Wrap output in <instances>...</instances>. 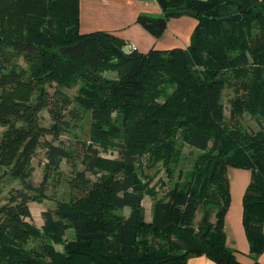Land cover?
<instances>
[{
  "label": "trees",
  "instance_id": "obj_1",
  "mask_svg": "<svg viewBox=\"0 0 264 264\" xmlns=\"http://www.w3.org/2000/svg\"><path fill=\"white\" fill-rule=\"evenodd\" d=\"M155 1L162 15L138 19L155 37L164 32L168 19L184 16L181 10L198 13L186 48L142 54L109 33H80L78 0H18L2 16V31L12 39L0 43V183L8 177L20 189L0 205V264H186L197 256L215 264H241L226 247L223 233L230 204L229 168L251 172L242 197V226L249 256L259 264L264 251V0ZM227 15H239L240 20L218 21ZM77 43L85 48L80 57L58 52ZM7 48L32 66L30 90L40 75L61 89L94 78L83 97L75 99L90 117L86 166L74 177L87 195L42 212L40 228L27 221L28 202L43 197L46 172L59 169L71 152L63 142L41 144L43 136L53 133L40 124V114L51 101L43 88L34 100L29 90L24 98L15 93L22 80L7 72ZM219 70L245 82L243 97L230 99L231 125L221 124L223 87L212 77ZM104 72L116 73L117 80L102 78ZM169 83L176 86L174 93L158 102ZM61 89L51 97L66 109L72 102ZM244 111L262 127L243 142L247 135L238 121ZM177 139L202 153L190 172L178 173L183 181L155 200L156 193L139 179L137 163L145 155L151 163L162 161L172 179L180 154ZM40 146L45 172L36 187L31 161ZM110 149L119 151L120 158L103 156ZM87 173L98 177L91 182ZM145 196L153 200L150 221L144 219ZM68 229L74 239L62 251L44 240L62 244ZM30 240L40 242L27 250Z\"/></svg>",
  "mask_w": 264,
  "mask_h": 264
},
{
  "label": "rangeland",
  "instance_id": "obj_2",
  "mask_svg": "<svg viewBox=\"0 0 264 264\" xmlns=\"http://www.w3.org/2000/svg\"><path fill=\"white\" fill-rule=\"evenodd\" d=\"M18 0H0V37L2 38V43L4 38H11V35L4 33L2 31V16L6 14L7 10L13 5V3ZM69 26H72L70 24ZM6 53L9 55L10 64L8 66L7 72H12L20 75L22 80V88H17V93L20 97L24 98L28 90L31 91V100H34L38 94L40 88H43L48 93V99L51 101L50 107L44 109L40 114V124L44 127H47L53 132L52 134L45 135L41 138V144L51 143L57 145L58 142H63L65 145L70 147L71 158L68 161H62L59 169L50 170L46 172V181L43 183L45 186L44 195L42 198H39L38 201L28 202L27 208L29 212V217L27 221L33 224L35 227L40 228L43 224L42 212L48 210H54L56 205L60 202H70L71 200H76L87 195V190L74 180L75 173L85 169V156H86V146L92 142L89 137V112L86 111L81 105H79L76 100L78 97H83L84 89H88L94 82V78L87 81H78L74 85H70L67 88H58L56 85L46 82L44 79H41V75L38 79H34L31 85H33V90L28 89L29 82H31L30 74L32 66H30L22 55L17 57L14 51L11 48L5 49ZM102 78L116 81L117 75L114 72H104L99 74ZM212 77L218 81L223 87L221 93V102L224 109V121L221 124L232 123L229 120V109H230V99L235 98L236 96L243 97L242 94L245 93V82H242L240 79L235 77V74L231 71L219 70L216 75L213 74ZM175 85L169 83L165 84L162 87V96L158 99V102H163L165 99L171 97L175 91ZM242 87L243 89H237ZM26 89V90H24ZM61 89V92L64 96L68 97L72 104L66 109L60 107V103L53 102L52 94L54 90ZM11 91L3 97H6L10 94ZM14 93V94H15ZM24 94V95H23ZM235 96V97H234ZM77 98V99H76ZM76 99V100H75ZM228 120V121H227ZM261 123L263 121L259 120ZM238 125L241 130L244 132L243 142L248 137H253V135L259 131L260 126L257 120V117L249 114L247 111H244L241 117L239 118ZM263 129H264V123ZM55 128L57 130H55ZM222 128V127H221ZM62 130V132H61ZM58 132V135L54 133ZM251 135V136H250ZM215 143V141H214ZM176 145L178 148L179 159L178 165H174V168L171 169L172 179L169 180V174L163 168L164 163L162 161H156L151 163L147 158V155L140 158L137 166L136 172L139 176L140 181L145 188H149L156 193L155 200L161 198L166 192H169L173 188V185L182 182L183 176L185 173L191 171L192 166L199 154L202 153L201 150L194 149L187 145L183 140L177 139ZM212 141L209 142L208 147H212ZM240 148V147H239ZM242 149L240 148V151ZM37 155L32 159L31 164L33 166L32 181L34 186L38 187L43 181L44 176V150L42 146L37 149ZM111 159H119L120 153L117 150H109L106 155H103ZM182 172L183 176L181 179H178V173ZM98 175L95 173H87L86 179L95 181ZM229 184V183H228ZM1 194H0V205L7 202V197L10 193H15L20 189V186L17 181L12 180L8 177H5L4 180L0 183ZM230 198L231 191L229 187ZM30 195V194H29ZM144 210V219L150 221L152 216V206L153 200L145 196L142 202ZM202 210V209H201ZM123 215H128L129 211L124 210ZM202 218V211L198 213L195 226ZM74 239V233L72 230L68 229L65 232L63 243L54 244L48 239H44L49 245H51L55 250L62 251L64 244L72 241ZM40 241H29L26 244V249L34 248L39 244Z\"/></svg>",
  "mask_w": 264,
  "mask_h": 264
},
{
  "label": "crops",
  "instance_id": "obj_3",
  "mask_svg": "<svg viewBox=\"0 0 264 264\" xmlns=\"http://www.w3.org/2000/svg\"><path fill=\"white\" fill-rule=\"evenodd\" d=\"M204 1V0H200ZM79 32H106L124 41L128 47L135 46L137 52L186 48L197 24L194 17L184 15L167 20L164 32L155 37L143 28L138 19L158 18L162 12L155 0H78ZM231 198L223 221L225 245L236 252L241 264H253L249 256V245L242 226V197L251 180L246 169H227ZM264 264V251L257 258ZM186 264H215L205 256L192 257Z\"/></svg>",
  "mask_w": 264,
  "mask_h": 264
},
{
  "label": "water",
  "instance_id": "obj_4",
  "mask_svg": "<svg viewBox=\"0 0 264 264\" xmlns=\"http://www.w3.org/2000/svg\"><path fill=\"white\" fill-rule=\"evenodd\" d=\"M181 14L183 15H188L191 17L196 18L198 13L190 10V9H183L180 11ZM240 20V16L239 15H227V16H223L218 18V21H234L237 22ZM2 42V38L0 37V43ZM85 48L81 43H77L75 45L72 46H67V47H61L58 49V52L62 55V56H66V57H70V58H76V57H80L84 54ZM186 231H189L191 233H194L195 230L194 228H185Z\"/></svg>",
  "mask_w": 264,
  "mask_h": 264
},
{
  "label": "built area",
  "instance_id": "obj_5",
  "mask_svg": "<svg viewBox=\"0 0 264 264\" xmlns=\"http://www.w3.org/2000/svg\"><path fill=\"white\" fill-rule=\"evenodd\" d=\"M133 49L135 50V47H132V50H133ZM132 50H130V51H129V52H127V53L129 54V53H130Z\"/></svg>",
  "mask_w": 264,
  "mask_h": 264
}]
</instances>
